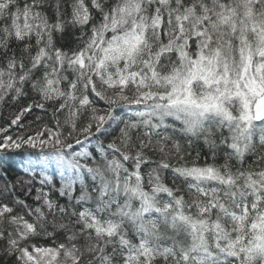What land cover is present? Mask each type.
<instances>
[{
	"label": "snow or ice",
	"instance_id": "snow-or-ice-1",
	"mask_svg": "<svg viewBox=\"0 0 264 264\" xmlns=\"http://www.w3.org/2000/svg\"><path fill=\"white\" fill-rule=\"evenodd\" d=\"M0 264H264V0H0Z\"/></svg>",
	"mask_w": 264,
	"mask_h": 264
}]
</instances>
